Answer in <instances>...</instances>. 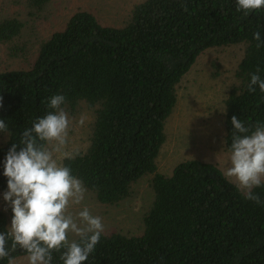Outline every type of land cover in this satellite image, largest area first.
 <instances>
[{"label":"trees","instance_id":"16d2710c","mask_svg":"<svg viewBox=\"0 0 264 264\" xmlns=\"http://www.w3.org/2000/svg\"><path fill=\"white\" fill-rule=\"evenodd\" d=\"M13 3L23 17L0 14V44L28 67L0 71V119L10 129L0 133V195L7 191L8 149L49 111L48 98L62 93L69 116L82 105L93 115L86 147L63 162L98 203L116 205L151 177L142 233L103 234L85 264H264V205L245 200L212 163L187 160L170 175L156 164L177 86L205 50L243 49L223 101V149L228 152L233 115L264 122V93L247 91L258 66L264 78V47L253 39L257 31L264 39V11L245 17L236 0H143L119 26L78 11L43 38L33 25L47 18L51 0ZM255 191L264 200V188ZM6 230L0 212V232ZM59 256L54 253L52 264H63Z\"/></svg>","mask_w":264,"mask_h":264},{"label":"clouds","instance_id":"9594fccd","mask_svg":"<svg viewBox=\"0 0 264 264\" xmlns=\"http://www.w3.org/2000/svg\"><path fill=\"white\" fill-rule=\"evenodd\" d=\"M236 11L246 17L264 11V0H236ZM256 48L264 47L259 31L253 34ZM259 66L250 73L249 93H264ZM0 97V107H2ZM64 94L48 98L49 111L37 117L8 149L3 175L7 191L3 200L12 217L0 232V260L15 264L13 253H26V264H52L59 253L63 264H85L101 243L103 218L93 215L85 204L87 188L64 160L74 159L79 150L70 147L73 120L66 110ZM86 116L78 123L83 125ZM231 141L224 175L245 200L264 205L255 191L264 188V122L246 123L231 117ZM8 123L0 119V133L8 134ZM19 149V150H18ZM7 210V209H5Z\"/></svg>","mask_w":264,"mask_h":264},{"label":"rangeland","instance_id":"374dc122","mask_svg":"<svg viewBox=\"0 0 264 264\" xmlns=\"http://www.w3.org/2000/svg\"><path fill=\"white\" fill-rule=\"evenodd\" d=\"M142 1L51 0L47 18L33 26L40 37L46 38L53 32L61 31L68 19L78 11L93 14L103 25L119 26L129 17L133 6ZM13 2L0 0V14L23 17L20 7ZM242 57V47L234 46L208 49L195 59L177 86V103L166 122L165 141L156 161L159 173L170 175L178 163L199 160L216 165L224 174L229 153L223 149L222 142L223 101L234 82V73ZM27 67L28 64L22 60L10 58L5 46L0 44V71ZM82 115L87 119L83 125H79ZM69 117L73 120L70 147L83 150L93 120L92 112L82 105L77 114ZM150 179L149 176L141 178L132 186L131 195L113 206L100 204L94 195L86 193L85 204L93 215L103 218L104 234L119 233L133 237L142 233V217L153 199ZM0 212L6 215L9 226L12 212L3 200V194L0 195ZM14 262L26 264V256L16 258Z\"/></svg>","mask_w":264,"mask_h":264}]
</instances>
